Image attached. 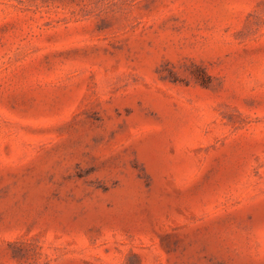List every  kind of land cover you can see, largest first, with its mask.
Here are the masks:
<instances>
[{"label": "rangeland", "instance_id": "1", "mask_svg": "<svg viewBox=\"0 0 264 264\" xmlns=\"http://www.w3.org/2000/svg\"><path fill=\"white\" fill-rule=\"evenodd\" d=\"M0 264H264V0H0Z\"/></svg>", "mask_w": 264, "mask_h": 264}]
</instances>
